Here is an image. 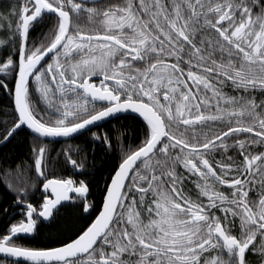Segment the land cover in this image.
Instances as JSON below:
<instances>
[{"label":"snow or ice","instance_id":"snow-or-ice-1","mask_svg":"<svg viewBox=\"0 0 264 264\" xmlns=\"http://www.w3.org/2000/svg\"><path fill=\"white\" fill-rule=\"evenodd\" d=\"M0 20V145L29 130L32 160L0 176L20 217L0 234V264H264V0H21ZM128 111L142 131L126 143L115 130L99 202L48 170L45 141L90 132L111 150L113 134L90 126ZM65 202L79 228L53 246L16 242Z\"/></svg>","mask_w":264,"mask_h":264},{"label":"trees","instance_id":"trees-1","mask_svg":"<svg viewBox=\"0 0 264 264\" xmlns=\"http://www.w3.org/2000/svg\"><path fill=\"white\" fill-rule=\"evenodd\" d=\"M21 2V0H0V15L7 16L11 7ZM0 24L4 27L0 28V38H7L9 33L7 31V20H0ZM52 24L51 20H45L38 25L32 32L33 36L49 30ZM7 49L0 50V57L5 56ZM9 79H11L9 77ZM10 98L8 93L0 89V120H3L4 113L9 111ZM104 130H97V132H108L113 134V148L107 150L104 145L97 142L92 146L90 132L83 133L75 138L66 141H45L48 145V152L51 157L48 170H52L58 176H72L76 179H84L90 184L89 201L99 202L104 192V185L109 181L110 174L120 153L119 145L115 139V130L125 133V142L129 140L135 143L136 138L142 131V119L136 117H123L114 119L103 126ZM130 134V135H129ZM31 133L27 130H22L16 134L11 143L0 147V176H3L6 169L15 170L19 165L21 169L32 165L31 160ZM72 146L73 151L70 153L77 161L83 160L85 167L83 169H73L72 166L66 162L63 149ZM77 146H87L86 159L84 153L80 155L75 154ZM82 173V175H81ZM34 178V172L30 174ZM15 182V181H13ZM37 187L29 190V201L35 206L42 202V187L39 181L36 182ZM15 193L9 191L5 187V183L0 181V234L6 233L7 226L13 220L19 218L18 209L13 207ZM71 203V202H70ZM65 204L58 213L55 214V219H52L48 224L43 225L37 233L31 238H27L23 244L30 246H53L58 240L64 239L73 231L79 228L86 217L81 216L82 209L79 207L68 206ZM76 203H79L77 201ZM9 209L8 215H5L3 209ZM13 215V216H12Z\"/></svg>","mask_w":264,"mask_h":264},{"label":"flooded vegetation","instance_id":"flooded-vegetation-1","mask_svg":"<svg viewBox=\"0 0 264 264\" xmlns=\"http://www.w3.org/2000/svg\"><path fill=\"white\" fill-rule=\"evenodd\" d=\"M225 91H228V92H231L232 90L230 89V88H225ZM40 107H43L44 105L43 104H40L39 105ZM123 117H136V118H139V119H142L141 117H139V116H137V115H132V114H125V115H120V116H117V117H115V118H113V119H111V120H109V121H107V122H105L104 124H101V125H99V126H96V127H94V128H92V131H97V130H104L105 128L103 127L106 123H108V122H110V121H112V120H114V119H117V118H123ZM84 133H86V132H84ZM77 137V136H76ZM75 138V137H74ZM231 154V153H230ZM190 188L191 187H193L191 184H189L188 185ZM67 203H70V202H65V204H67ZM35 206V205H34ZM61 209V208H60ZM18 212H19V209H18ZM13 216V215H12ZM20 218V217H19ZM18 218V219H19ZM52 219H50L48 222H44V221H42V222H40L39 223V226H38V229L40 228V227H42L43 225H46V224H48L50 221H51ZM38 231V230H37ZM37 231L35 232V233H33V234H28V235H24V234H18L19 235V239H17V243H23L27 238H31L32 236H34L36 233H37ZM0 260H3V259H1L0 258Z\"/></svg>","mask_w":264,"mask_h":264},{"label":"water","instance_id":"water-1","mask_svg":"<svg viewBox=\"0 0 264 264\" xmlns=\"http://www.w3.org/2000/svg\"><path fill=\"white\" fill-rule=\"evenodd\" d=\"M125 114H132V115H137V116H139L138 114H136V113H133V112H131V111H128V112H122V113H116V114H114V116L113 117H110V118H107L106 120H104V121H98V122H96V124H95V126H90L91 128H94V127H96V126H99V125H101V124H104L105 122H107V121H109V120H111V119H113V118H115V117H117V116H120V115H125ZM27 131H29V130H27ZM30 132V131H29ZM76 136H79V135H75L74 137H76ZM73 137V138H74ZM72 139V138H71ZM66 140H69V139H65V138H62V137H58V138H54V139H52L51 141H66ZM1 146H3V145H0V147ZM41 191H43L42 189H41ZM49 221V220H48ZM48 221H44V222H48ZM0 258L1 259H5V257L3 256V254H0Z\"/></svg>","mask_w":264,"mask_h":264}]
</instances>
